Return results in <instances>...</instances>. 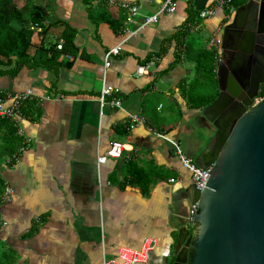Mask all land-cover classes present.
Returning <instances> with one entry per match:
<instances>
[{
	"label": "crops",
	"instance_id": "crops-1",
	"mask_svg": "<svg viewBox=\"0 0 264 264\" xmlns=\"http://www.w3.org/2000/svg\"><path fill=\"white\" fill-rule=\"evenodd\" d=\"M36 1L48 10L51 26L45 35L35 30L31 52L63 43V31L70 33V28L76 49L59 56L63 61L74 58L70 67L22 68L13 77H0V90L30 89L35 106L25 104L18 122L29 139L27 147L12 166L3 164L0 170L13 190L0 212L4 223L0 239L16 247L17 264H102L120 247L135 249L145 237H152L154 248L138 264H173V243L179 230L188 227L192 200L190 175L181 167L174 144L201 167L211 158L200 154L212 147L214 127L203 117L202 108L188 104L185 87L194 73L191 59L182 52L167 73H159L173 60L171 35L185 27V41L197 38L202 48H215L218 59L231 60L234 53L227 48L231 40L223 45L222 32L235 9L223 23L226 4L190 0L191 9L213 7L214 12L199 22L188 21V0H175L173 13L137 30L104 66L106 50L120 43L126 35L123 29L132 25L122 23L114 29L107 20L95 23L88 11L96 17L103 4L108 18L118 20L124 16L121 8L102 0H88L93 12L85 0ZM127 1L137 4L141 14H151L162 0ZM161 46L166 51L156 56ZM153 56L157 59L149 64ZM137 66L145 71L137 74ZM181 80H186L185 87ZM102 84L116 88L107 99L118 98L120 105H105L100 114ZM153 111L159 112L157 120L149 114ZM128 114L142 116L144 123L128 128ZM112 141L122 143V155L98 163L97 156ZM128 155L140 166L153 162L174 175L158 178L143 191L124 178Z\"/></svg>",
	"mask_w": 264,
	"mask_h": 264
},
{
	"label": "water",
	"instance_id": "water-1",
	"mask_svg": "<svg viewBox=\"0 0 264 264\" xmlns=\"http://www.w3.org/2000/svg\"><path fill=\"white\" fill-rule=\"evenodd\" d=\"M234 56L218 59V95L201 109L214 127L211 164L192 233L181 228L173 264H264V0L236 7L222 32ZM193 236L194 241L192 243ZM191 260L188 262V254Z\"/></svg>",
	"mask_w": 264,
	"mask_h": 264
},
{
	"label": "trees",
	"instance_id": "trees-1",
	"mask_svg": "<svg viewBox=\"0 0 264 264\" xmlns=\"http://www.w3.org/2000/svg\"><path fill=\"white\" fill-rule=\"evenodd\" d=\"M246 1L247 0H227V4L224 7L225 16L222 18V22L226 23L228 21L230 8L236 9V7ZM85 2L87 7L90 8V2L88 0H85ZM187 4L188 21L192 19V21L199 22V12L191 9L189 5L190 0H188ZM99 7L101 9L96 17H93L88 11V15L91 17L92 22L98 23L99 20H107L106 22L114 29H117L118 25L123 23L125 16L118 20L109 19L108 11L105 6L100 4ZM50 18L48 10L43 5L37 3L36 0H0V77L5 75L13 77L22 68H36L42 66L56 71L59 66H72L74 58L63 61V59L59 57L61 53H69L71 49H76L73 44L72 28H70V33L63 31L61 49L58 50L56 44H53L46 49L44 48V50L31 52V38L35 32L33 29L34 25H36V28H39L38 32L40 35H45L51 26ZM185 37H187L186 27L171 35L174 41L172 51L173 60L159 74L167 73L173 65L180 60L183 52L186 58L194 62V73L187 87L184 86L186 80H181L180 84H182L181 87L183 86L187 89L189 106L191 108L200 109L210 104L218 95L216 78V66L218 62L217 50L213 47L208 49L202 48L199 46V43H197V38L190 37L185 41ZM165 51V48L161 46L155 55L161 56ZM4 94L5 90H0V97H3ZM262 96H264V83L260 85L258 91V97ZM31 100L32 99H29L21 104L20 111L22 114L25 112V104L33 109L35 108L34 102ZM31 111L33 110L31 109ZM36 115H38V111H36ZM16 130L17 123H15L14 120L0 116V170L3 164L12 166L16 162L13 155L22 141V138L16 133ZM124 166L126 167L124 178L127 180V183L136 184L140 186L143 191L150 190L153 182L157 181L158 178L164 179L174 175L170 170L167 171L157 168L153 162H150L148 165L140 166L130 155L124 158ZM6 186L0 173V197ZM1 203L0 199V206ZM195 226L196 224L193 227H187L189 233L194 231ZM34 231L35 229H32L31 232H27V235L32 234ZM194 238L193 236L192 243ZM18 257L19 254L16 247L0 239V264H17ZM190 260L191 253L188 254V262H190Z\"/></svg>",
	"mask_w": 264,
	"mask_h": 264
},
{
	"label": "built area",
	"instance_id": "built-area-1",
	"mask_svg": "<svg viewBox=\"0 0 264 264\" xmlns=\"http://www.w3.org/2000/svg\"><path fill=\"white\" fill-rule=\"evenodd\" d=\"M102 1H105V3L108 5L116 4V6H118L124 11L125 18L123 24L132 25V28L130 29H123L126 35L123 36L120 43L106 50V52L104 53V63H103L104 66L109 65L110 56L113 54L115 55L118 54L123 42L132 35H134L137 30H139L142 27L157 23L160 15L165 13H173L176 9L175 0H162L161 3L158 5L157 9L151 14H141L138 10L137 4H135L132 1H127V0L121 2H116L114 0H102ZM218 4L223 6L227 4V0H220ZM232 11L233 8H230V13ZM213 12H214L213 7L207 8L199 11L198 16L202 20L212 15ZM33 29L38 30V28H36V25H34ZM56 48L58 50L62 48L61 40L58 43H56ZM66 57L69 58V56ZM156 59H157L156 56H153L149 64H153ZM135 71L137 74H142L145 71V68L144 66H137ZM114 92H116V88L102 84L98 97L100 114L102 113V109L104 108L105 105H110V106L120 105V101L118 98L112 97L110 99H107V97L111 96L112 93ZM33 98L34 96L30 89H27L23 92H5L4 96L0 97V116L14 120L15 123H17L16 133L22 138L20 146L13 155V158L15 160H18L20 154L24 151V149L27 147L29 143V139L25 137V135L22 133L20 126L18 125V122L22 116V113L20 111V106L24 101ZM259 98L260 97H257L255 98V100H258ZM128 120H129L128 128H132L137 124L144 123L143 117L137 114H128ZM174 150L180 162L181 167L189 172L191 185L196 191L201 192L209 178L211 164L208 165L206 168H202L198 164H196V162L191 157L184 154L177 144H174ZM122 152H123L122 143L119 141H112L109 144V147L105 151V153L97 156L96 159L98 163H101L107 157H113V158L120 157L122 155ZM169 181L173 182L174 179L170 178ZM12 192L13 190L10 186L5 187L2 193V196H4L5 201L9 200ZM197 209H198V200H191V202L188 205L187 215H186V223L188 227H193L194 216L195 213L197 212ZM2 225H4L3 222ZM155 244H156V240L154 238L145 237L138 248L134 249L128 247H120L117 250L115 257L104 258L102 264H138L145 262L147 260L149 252L154 248Z\"/></svg>",
	"mask_w": 264,
	"mask_h": 264
},
{
	"label": "rangeland",
	"instance_id": "rangeland-1",
	"mask_svg": "<svg viewBox=\"0 0 264 264\" xmlns=\"http://www.w3.org/2000/svg\"><path fill=\"white\" fill-rule=\"evenodd\" d=\"M51 5H52V4H51ZM51 5H50V6H51ZM93 10H94V8H91V11H92V12H93ZM52 25H54V24H52ZM34 31H35V30H34ZM149 70H151V69H149ZM149 114H152L153 117H156L155 120L158 119L159 112H155V111H153L152 113H149ZM0 199H1V202H2L0 208L2 209V206H3L4 203H6V201H5V199H4V196H2V194H1ZM186 215H187V214H186ZM186 225H187V223H186ZM1 227H2V220H1L0 230L2 229ZM1 231H2V230H1ZM1 231H0V234H1ZM175 245H176V243H173V247H175ZM173 256H174V250H173L172 253L170 254V259H171Z\"/></svg>",
	"mask_w": 264,
	"mask_h": 264
},
{
	"label": "flooded vegetation",
	"instance_id": "flooded-vegetation-1",
	"mask_svg": "<svg viewBox=\"0 0 264 264\" xmlns=\"http://www.w3.org/2000/svg\"><path fill=\"white\" fill-rule=\"evenodd\" d=\"M229 40H230V38H229Z\"/></svg>",
	"mask_w": 264,
	"mask_h": 264
}]
</instances>
